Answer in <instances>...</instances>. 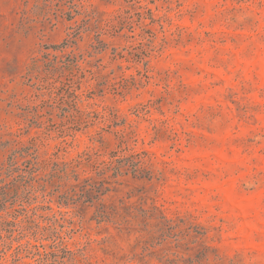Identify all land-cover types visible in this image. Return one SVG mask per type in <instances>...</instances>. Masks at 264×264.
I'll return each instance as SVG.
<instances>
[{"label":"rangeland","instance_id":"obj_1","mask_svg":"<svg viewBox=\"0 0 264 264\" xmlns=\"http://www.w3.org/2000/svg\"><path fill=\"white\" fill-rule=\"evenodd\" d=\"M131 157L164 218L58 207ZM0 264H264V0H0Z\"/></svg>","mask_w":264,"mask_h":264},{"label":"trees","instance_id":"obj_2","mask_svg":"<svg viewBox=\"0 0 264 264\" xmlns=\"http://www.w3.org/2000/svg\"><path fill=\"white\" fill-rule=\"evenodd\" d=\"M77 30H73L69 34V39L64 40L60 45L52 46L51 48L55 51H59L63 53L67 48L71 46L73 37H75ZM50 55V53H46L45 56ZM81 158V159H80ZM82 158L85 160L90 159L86 153H82L75 159H71L69 162H57L52 158H48L41 162H35L34 164H39L44 168L48 166L57 167V172L65 173L70 169L73 171V168L80 165ZM133 159L130 164H121L115 165V160L111 159L108 162H105L103 167L94 166L95 176L88 175L83 177L82 179L75 178V182L69 184L67 187L68 192H65L63 195V202H57L58 207L69 208L68 201L73 197L77 196V190L79 192L80 198L84 199V202H88L89 204L85 208H94L93 214L91 216V220H94L97 225L104 224V229L108 230L109 225L117 230L118 232H126L127 234H131L133 232H140V229L134 227V223L138 224V220L147 221L152 220L154 215L158 212L160 214V218H164L162 212L154 205H146L145 203V195L143 193L142 188L127 186L130 187L127 191L123 193L122 196L117 197L109 203H105L101 201V197L106 195L109 192L119 193L122 192L118 186H123L125 180L123 178L131 173V177L133 179H142V171L144 169L140 168L141 160L134 161ZM12 157L10 158V161ZM13 165H9V170L12 171ZM112 171V174L107 178L104 177L106 172ZM59 176V175H58ZM60 177V176H59ZM34 176L30 175V180H32ZM150 174L148 175L147 180H150ZM105 184H107L105 186ZM132 197H137L135 202H128L127 199Z\"/></svg>","mask_w":264,"mask_h":264}]
</instances>
